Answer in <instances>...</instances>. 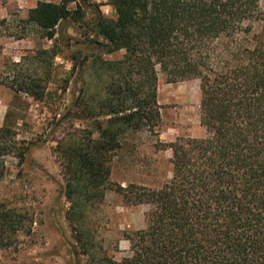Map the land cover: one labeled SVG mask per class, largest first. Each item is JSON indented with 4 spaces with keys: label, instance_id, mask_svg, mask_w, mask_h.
Wrapping results in <instances>:
<instances>
[{
    "label": "trees",
    "instance_id": "16d2710c",
    "mask_svg": "<svg viewBox=\"0 0 264 264\" xmlns=\"http://www.w3.org/2000/svg\"><path fill=\"white\" fill-rule=\"evenodd\" d=\"M109 4L115 18L98 13L90 20L103 40L92 42L103 53H124L101 62L104 95L91 97V105L81 98L71 109L75 116L87 110L92 129L67 133L54 150L70 204L66 218L81 254L89 256L81 231L86 209L114 189L124 204L150 208L145 227L123 235L130 254L120 262L102 257L97 264H264V0ZM83 18L82 9H69L66 0L38 1L25 22L52 39L63 20ZM56 55L53 48L38 49L11 63L8 75L0 72V82L41 101ZM23 64L35 68L23 71ZM157 66L168 81L199 80L206 135L166 145L171 177L159 188L113 185L110 162L123 135L158 126ZM30 149L11 126H0V178L5 158L21 165ZM23 227L22 215L0 207V250L12 246Z\"/></svg>",
    "mask_w": 264,
    "mask_h": 264
},
{
    "label": "rangeland",
    "instance_id": "374dc122",
    "mask_svg": "<svg viewBox=\"0 0 264 264\" xmlns=\"http://www.w3.org/2000/svg\"><path fill=\"white\" fill-rule=\"evenodd\" d=\"M38 1L62 0H0L3 75L11 73V63L33 57L38 49L53 48L57 52L51 60L43 100L15 93L0 82V126H11L18 139L31 143L21 165L13 157L5 158L0 207L22 215L24 227L12 246L0 250V264H97L102 257L120 262L130 254L123 235L145 227L150 207L126 205L118 192L106 190L102 202L86 209L81 231L89 256L81 254L66 218L70 204L59 157L54 152L67 133L92 129L93 117L87 110L79 109L75 116L71 109L81 98L91 105V97L104 95L107 73L101 62L124 53H103L92 42L103 40L93 34L90 20L98 13L112 19L115 14L110 0H66L71 10L79 6L84 18L78 22L63 20L54 38L48 39L36 26L25 22L28 10ZM33 68L22 65L23 71ZM156 70L158 126L154 131L142 129L123 135L121 148L111 157L109 181L113 185L159 188L171 177V150L166 145L179 137L206 135L200 124L199 80L171 82L158 66ZM41 71L38 68V73ZM80 78L83 84L78 82Z\"/></svg>",
    "mask_w": 264,
    "mask_h": 264
}]
</instances>
